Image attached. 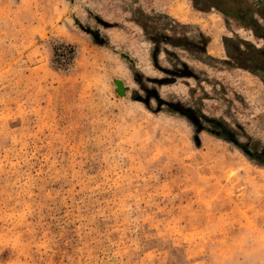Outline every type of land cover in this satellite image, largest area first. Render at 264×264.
Listing matches in <instances>:
<instances>
[{"label":"rangeland","instance_id":"obj_1","mask_svg":"<svg viewBox=\"0 0 264 264\" xmlns=\"http://www.w3.org/2000/svg\"><path fill=\"white\" fill-rule=\"evenodd\" d=\"M222 1L0 0V264H264V0Z\"/></svg>","mask_w":264,"mask_h":264},{"label":"trees","instance_id":"obj_2","mask_svg":"<svg viewBox=\"0 0 264 264\" xmlns=\"http://www.w3.org/2000/svg\"><path fill=\"white\" fill-rule=\"evenodd\" d=\"M192 1L194 2V4L197 6L198 9H201L204 11H207L208 9H211V8H215L226 16H234L238 18L242 13L240 10H238L236 14L232 15L231 12L227 11V9L223 6L224 2L222 0H206V3H207L206 6H201L200 4L201 0H192ZM243 24L246 27H253L250 23L249 24L243 23ZM257 52L260 53L261 51H257Z\"/></svg>","mask_w":264,"mask_h":264},{"label":"bare ground","instance_id":"obj_3","mask_svg":"<svg viewBox=\"0 0 264 264\" xmlns=\"http://www.w3.org/2000/svg\"><path fill=\"white\" fill-rule=\"evenodd\" d=\"M210 48H211V53H212V54H214V55H219L220 50H219V44H218V41L213 40V41H212V44H211V46H210Z\"/></svg>","mask_w":264,"mask_h":264},{"label":"water","instance_id":"obj_4","mask_svg":"<svg viewBox=\"0 0 264 264\" xmlns=\"http://www.w3.org/2000/svg\"><path fill=\"white\" fill-rule=\"evenodd\" d=\"M116 84L118 85V91L122 93V83L117 80Z\"/></svg>","mask_w":264,"mask_h":264}]
</instances>
